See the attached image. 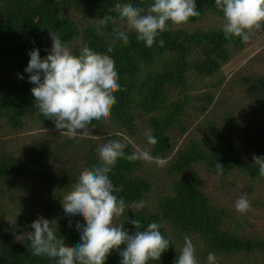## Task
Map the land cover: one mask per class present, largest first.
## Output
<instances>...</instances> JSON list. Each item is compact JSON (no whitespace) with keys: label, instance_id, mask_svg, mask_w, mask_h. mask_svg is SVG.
Instances as JSON below:
<instances>
[{"label":"trees","instance_id":"16d2710c","mask_svg":"<svg viewBox=\"0 0 264 264\" xmlns=\"http://www.w3.org/2000/svg\"><path fill=\"white\" fill-rule=\"evenodd\" d=\"M116 3H132L146 12L154 0H0V264H56L34 256L24 235L34 231L31 223L40 216L53 221L66 245L78 244L76 223L85 221L65 214L62 197L82 170L98 166L100 146L118 140L127 145L126 154L135 151L134 128L141 123L144 132L137 141L166 163L117 161L109 178L123 190L114 195L145 206L126 209L114 224H123L129 234L136 229L128 219H139L141 230L152 222L162 225L161 234L171 245L149 264H175L185 236L199 264H208L210 252L216 264H264V197L250 203L247 214L235 209L252 183L264 187L253 160L264 157V46L226 75L222 67L249 42L225 38L220 23L225 20L215 0H196L200 15L180 27L169 22L170 30L152 47L137 41L120 21L112 11ZM105 15L115 23L101 26ZM206 17L213 18L212 24L198 26ZM113 28L128 31V45L114 39ZM50 32L74 55L87 44L115 61L122 89L115 93L117 103L110 118L93 121L86 134L72 137L58 130L34 107L35 85L25 68L31 50L39 49L42 59L49 54ZM188 105L214 118L192 112L188 118ZM176 127L181 130L178 145L172 140ZM149 128L155 146L147 143ZM218 162L222 175H217ZM121 259L112 250L105 264H121Z\"/></svg>","mask_w":264,"mask_h":264},{"label":"clouds","instance_id":"9594fccd","mask_svg":"<svg viewBox=\"0 0 264 264\" xmlns=\"http://www.w3.org/2000/svg\"><path fill=\"white\" fill-rule=\"evenodd\" d=\"M215 7L223 13L225 23L222 31L226 39L240 38L248 43L252 36L264 28V0H215ZM112 11L127 29L136 33L137 41L147 47L156 43L161 33L172 26L187 24L190 18L198 17L196 0H154L145 9L132 3H116ZM115 23L113 16L105 15L99 20L101 26ZM114 39L123 45L129 44L128 31L113 28ZM51 33L52 48L45 58H41L39 49L29 52V62L25 72L29 73V82L35 98L34 107L46 119L52 120L58 130L75 137L78 133H87L93 121L106 122L111 116V109L117 103L115 93L121 91L119 74L114 59L94 51L87 44L74 55L69 47L61 42L59 35ZM164 46V40H159ZM114 45L109 44L107 52H113ZM23 79V77H20ZM82 130V131H78ZM148 145L155 146L158 141L152 135V129L145 132ZM127 145L118 140L109 141L98 149L99 164L92 169L81 171L78 180L66 193L61 204L66 215H79L85 223H76L80 232V242L75 246L65 244L64 238L57 235L52 222L40 216L32 221V232L24 235L30 241L32 254L47 257L56 264H105L112 250L118 251L121 264H149L159 261L171 242L161 234L162 225L152 222L146 230H141V221L132 219L127 222L135 226L136 231L129 234L124 225L114 224V220L125 213L126 209H142L144 202L126 204L123 197L114 193L121 192L123 186L116 187L109 178L117 161L121 158L129 162L142 160L155 162L158 167L165 166V161L153 157L148 148L125 153ZM264 177V157L253 156ZM217 175H222L224 166L216 164ZM235 209L240 214L251 211L247 193L235 201ZM15 224V221L10 222ZM71 225V221L69 222ZM121 245H126L120 250ZM208 264H216V256L210 252ZM175 264H199L196 248L191 238L185 236Z\"/></svg>","mask_w":264,"mask_h":264},{"label":"rangeland","instance_id":"374dc122","mask_svg":"<svg viewBox=\"0 0 264 264\" xmlns=\"http://www.w3.org/2000/svg\"><path fill=\"white\" fill-rule=\"evenodd\" d=\"M203 20H202L203 23L198 24V26H203L205 28L208 24H212V22H213V18H211V17H206ZM220 23H225V22L220 21ZM193 27H195V26L193 25ZM263 46H264V32L262 34H260V36H258L257 38H251V40L245 46V48L242 49L239 52L238 55L234 56L227 64H225L222 67V70H223L222 72L224 74L228 75L239 64H241L245 60L249 59V57H251L255 52H257ZM186 112H187L188 118H189L191 112H192L193 115H195V114H197V115L198 114H201V117H207V116H209L210 118H214V113H211L209 111L208 112L200 113L199 111L193 110L192 106H190V105L187 106ZM139 122H143V120H140ZM143 125H144V123L139 124V127L135 126V128H134L135 136H133L134 139H132L133 143L137 147H139L140 149H142L141 143H139L137 140L138 139H141V137L143 135V132H144ZM31 126H34V129L40 128L39 126H36V125H31ZM175 129H176V131L174 132V135L172 136V140H173V142L176 145H178L179 144V141H177L178 140L177 138L180 136V133L179 132L181 130H177V129H179L178 127H176ZM251 153L252 152H249V154H251ZM163 177L164 176L162 174H160L159 178L163 179ZM263 197H264V187L258 186L255 182L252 183L251 190L247 194V198L250 201V203L255 202L256 200H261ZM246 263H247V261H246Z\"/></svg>","mask_w":264,"mask_h":264}]
</instances>
